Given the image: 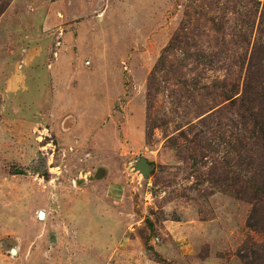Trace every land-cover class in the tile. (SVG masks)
<instances>
[{"label":"rangeland","instance_id":"obj_1","mask_svg":"<svg viewBox=\"0 0 264 264\" xmlns=\"http://www.w3.org/2000/svg\"><path fill=\"white\" fill-rule=\"evenodd\" d=\"M261 46L264 0H0V264H264Z\"/></svg>","mask_w":264,"mask_h":264},{"label":"trees","instance_id":"obj_2","mask_svg":"<svg viewBox=\"0 0 264 264\" xmlns=\"http://www.w3.org/2000/svg\"><path fill=\"white\" fill-rule=\"evenodd\" d=\"M264 46L257 48L254 55L251 58L250 69L246 77V83L244 88V94L241 97H237L242 103V107L245 110L238 112V116L245 121L246 124L251 121L254 129H259L264 134ZM240 95L238 92L235 96ZM234 98V97H232ZM232 98H228L230 100ZM235 100V102H236ZM249 114V115H248ZM262 137L254 136L255 142H258ZM264 141V139H262ZM251 151V150H250ZM249 151V152H250ZM240 157V156H239ZM253 164V159L251 158ZM240 181V180H239ZM242 181V179H241ZM238 182L237 184H239ZM261 183L257 180H251L247 182V186H243L242 189L248 190L250 194L257 196L256 203H262L261 198L264 196L260 188ZM251 186V187H250Z\"/></svg>","mask_w":264,"mask_h":264},{"label":"water","instance_id":"obj_3","mask_svg":"<svg viewBox=\"0 0 264 264\" xmlns=\"http://www.w3.org/2000/svg\"><path fill=\"white\" fill-rule=\"evenodd\" d=\"M135 170L142 174L144 177L150 175L151 167L148 160L145 157L140 158V160L135 165ZM40 215L43 217L42 213Z\"/></svg>","mask_w":264,"mask_h":264},{"label":"crops","instance_id":"obj_4","mask_svg":"<svg viewBox=\"0 0 264 264\" xmlns=\"http://www.w3.org/2000/svg\"><path fill=\"white\" fill-rule=\"evenodd\" d=\"M126 191V188L123 185H115L110 187V194L113 195L112 197L119 199V197L121 196V194H123Z\"/></svg>","mask_w":264,"mask_h":264}]
</instances>
